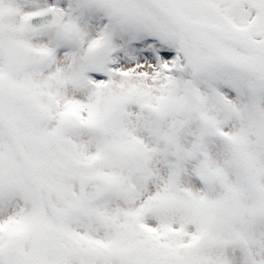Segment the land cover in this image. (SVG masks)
Instances as JSON below:
<instances>
[{"label":"snow or ice","instance_id":"1","mask_svg":"<svg viewBox=\"0 0 264 264\" xmlns=\"http://www.w3.org/2000/svg\"><path fill=\"white\" fill-rule=\"evenodd\" d=\"M0 264H264V0H0Z\"/></svg>","mask_w":264,"mask_h":264}]
</instances>
